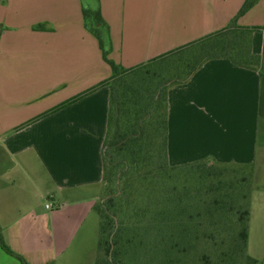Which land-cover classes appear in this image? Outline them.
<instances>
[{
	"label": "crops",
	"instance_id": "1",
	"mask_svg": "<svg viewBox=\"0 0 264 264\" xmlns=\"http://www.w3.org/2000/svg\"><path fill=\"white\" fill-rule=\"evenodd\" d=\"M95 1L109 28V59L131 68L226 28L245 0ZM82 7L83 0H0V229L28 264H56L104 192L109 89L100 84L112 70ZM39 24L52 30H34ZM238 25L263 26L264 0ZM263 49L257 30L252 53ZM167 157L171 166L208 160L253 169L247 244L264 243V216L253 218L255 203L264 210L260 70L210 60L170 87ZM0 264L21 263L0 248Z\"/></svg>",
	"mask_w": 264,
	"mask_h": 264
},
{
	"label": "trees",
	"instance_id": "2",
	"mask_svg": "<svg viewBox=\"0 0 264 264\" xmlns=\"http://www.w3.org/2000/svg\"><path fill=\"white\" fill-rule=\"evenodd\" d=\"M258 2L245 0L226 28L131 68L109 59V28L99 6L82 7L84 27L96 38L102 58L112 70V77L100 84L109 89V111L102 152L107 197L94 208L100 218L96 264H259L246 253L250 194L246 197L237 192L231 182H224L225 189L218 188L223 185L218 180L211 191L214 195L206 201L198 193L177 191L174 183L177 172L191 167L201 173L196 178L201 187L205 177L223 174L219 166L231 165L201 160L171 166L167 157L170 87L187 82L210 60L226 59L264 74V49L261 56L252 53V35L257 30L264 32V25H238ZM34 30L52 28L39 24ZM194 216H198L196 225L192 224ZM204 224L209 230L205 239L211 244L192 236ZM0 248L21 264H28L5 244L1 229Z\"/></svg>",
	"mask_w": 264,
	"mask_h": 264
},
{
	"label": "rangeland",
	"instance_id": "3",
	"mask_svg": "<svg viewBox=\"0 0 264 264\" xmlns=\"http://www.w3.org/2000/svg\"><path fill=\"white\" fill-rule=\"evenodd\" d=\"M84 7L86 9H95L96 8V1L95 0H83ZM264 62V57H263ZM208 166H211L209 163ZM218 169L217 167H213ZM221 169V173H223L219 178H211L205 177V182L203 186H199L197 184V177L200 176L199 170L193 169L191 167L185 168L180 170V172H177L176 177L178 180H175V185L178 188L177 191H187L189 194L194 195L195 193H198L201 195V199H205L206 201L209 200L214 193L211 192L215 186H218L217 181L222 180L223 185L219 186L218 188H227L226 185H224V182H231L233 185V189H236V191L240 192L242 195L248 197L252 187L254 185V172L253 169L245 168V167H238V166H219V170ZM223 170V171H222ZM188 178V181L185 185H183V181L186 177ZM180 182H176L179 181ZM185 188L186 190H184ZM107 197V192L104 190L102 196L99 198L98 202L96 204H101L103 201H105ZM245 204L246 200H242ZM31 202L34 203V199L31 200ZM43 202V201H42ZM41 202V203H42ZM260 202V201H257ZM140 203V202H138ZM95 208V206H94ZM260 206L255 203L254 204V220H257L258 218L264 216V210L261 209ZM95 211V209H94ZM200 222H203L204 220L202 218H199ZM194 223L197 224L198 216H194L192 219ZM92 224H93V233H92ZM194 226V225H193ZM192 227V226H191ZM207 227L202 225L200 231L197 234L200 237V241L210 243L209 238L207 236V233H209V230L206 229ZM91 230V233H90ZM99 231H100V218L97 212L91 214V217L88 219L86 224L84 225V229H82L80 235L77 236L76 240L69 246L68 250L65 251L63 254H61L59 257V253L57 251V256L55 258L56 264H96V260L98 257V243H99ZM201 248V247H200ZM246 253L251 256L252 258L257 259L261 264H264V243H258L254 242L253 237L249 240L247 244V251ZM49 264H55V263H49Z\"/></svg>",
	"mask_w": 264,
	"mask_h": 264
},
{
	"label": "built area",
	"instance_id": "4",
	"mask_svg": "<svg viewBox=\"0 0 264 264\" xmlns=\"http://www.w3.org/2000/svg\"><path fill=\"white\" fill-rule=\"evenodd\" d=\"M51 206H52L51 204H47V205H46V208H47V209H51Z\"/></svg>",
	"mask_w": 264,
	"mask_h": 264
}]
</instances>
